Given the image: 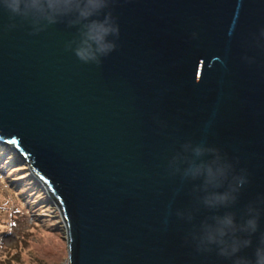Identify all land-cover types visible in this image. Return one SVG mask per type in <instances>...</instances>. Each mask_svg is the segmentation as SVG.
I'll return each instance as SVG.
<instances>
[{
  "label": "water",
  "instance_id": "water-1",
  "mask_svg": "<svg viewBox=\"0 0 264 264\" xmlns=\"http://www.w3.org/2000/svg\"><path fill=\"white\" fill-rule=\"evenodd\" d=\"M0 138L68 264H264V0H0Z\"/></svg>",
  "mask_w": 264,
  "mask_h": 264
},
{
  "label": "rangeland",
  "instance_id": "rangeland-1",
  "mask_svg": "<svg viewBox=\"0 0 264 264\" xmlns=\"http://www.w3.org/2000/svg\"><path fill=\"white\" fill-rule=\"evenodd\" d=\"M14 149L0 143V264H67L59 208Z\"/></svg>",
  "mask_w": 264,
  "mask_h": 264
},
{
  "label": "clouds",
  "instance_id": "clouds-1",
  "mask_svg": "<svg viewBox=\"0 0 264 264\" xmlns=\"http://www.w3.org/2000/svg\"><path fill=\"white\" fill-rule=\"evenodd\" d=\"M0 139H2V138H0ZM3 141H5L4 139L3 140H0V143H3V144H5V145H9V144H7V143H5V142H3ZM6 141H8V140H6ZM12 146V145H11ZM13 148H15L14 146H13ZM16 149V148H15ZM14 149V150H15ZM16 152H17V154H20V152H19V150H15ZM23 156V155H22ZM33 176H34V174H32ZM40 183H42L36 176H34ZM43 184V183H42ZM47 190V189H46ZM48 192V191H47ZM53 200V199H52ZM56 204H57V202H55ZM57 207H58V204H57ZM67 264H68V260H67Z\"/></svg>",
  "mask_w": 264,
  "mask_h": 264
},
{
  "label": "trees",
  "instance_id": "trees-1",
  "mask_svg": "<svg viewBox=\"0 0 264 264\" xmlns=\"http://www.w3.org/2000/svg\"><path fill=\"white\" fill-rule=\"evenodd\" d=\"M0 140H3V139H0ZM3 142H5V143H7V144H9V145H12V146H14L16 149H17V147L15 146L16 144H14V143H12V142H10V141H3ZM18 150V149H17ZM15 152V156L17 157V152L16 151H14ZM35 180H37V179H35ZM38 181V180H37ZM53 202L55 203L56 202V200H54L53 199ZM55 205L57 206V204L55 203Z\"/></svg>",
  "mask_w": 264,
  "mask_h": 264
}]
</instances>
